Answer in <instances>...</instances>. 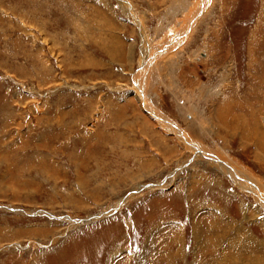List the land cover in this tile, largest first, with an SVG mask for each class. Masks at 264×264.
I'll list each match as a JSON object with an SVG mask.
<instances>
[{
	"label": "rangeland",
	"instance_id": "obj_1",
	"mask_svg": "<svg viewBox=\"0 0 264 264\" xmlns=\"http://www.w3.org/2000/svg\"><path fill=\"white\" fill-rule=\"evenodd\" d=\"M135 81L264 191V0H0V264H264L261 201Z\"/></svg>",
	"mask_w": 264,
	"mask_h": 264
},
{
	"label": "bare ground",
	"instance_id": "obj_2",
	"mask_svg": "<svg viewBox=\"0 0 264 264\" xmlns=\"http://www.w3.org/2000/svg\"><path fill=\"white\" fill-rule=\"evenodd\" d=\"M197 15L199 14L196 13L192 15L188 22H186L185 28L183 29L184 31L178 33L177 36H180L179 40H181V38L184 39V37L187 36L188 28L193 25V23L195 22L194 18H196ZM135 83L137 87V98L139 102L142 103L143 109L148 112V114L152 116V118L158 121V123L161 124V126L165 127L169 132L175 134L181 141L186 144V146H189L190 149L196 154V157H202L207 159L212 164H214V166L220 169L222 173L230 177L234 184L239 186V188L241 187L245 191L254 194L261 201V205L264 207V191L260 189L261 187H259V184L255 180L249 178L231 162L223 158H219L218 156H215L213 154H210L207 150L200 146V144H197L196 141H194L190 136H188V134L183 132L182 129L177 127V125L172 123L170 120H167L158 111L153 110L147 102V95L145 93V90L141 88V83L139 84L138 81H135Z\"/></svg>",
	"mask_w": 264,
	"mask_h": 264
}]
</instances>
